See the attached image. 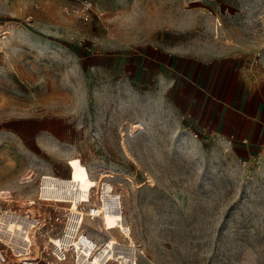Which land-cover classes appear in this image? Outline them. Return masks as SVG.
Here are the masks:
<instances>
[{"label": "rangeland", "instance_id": "obj_1", "mask_svg": "<svg viewBox=\"0 0 264 264\" xmlns=\"http://www.w3.org/2000/svg\"><path fill=\"white\" fill-rule=\"evenodd\" d=\"M153 47L264 75V0H0V264H264V152L118 70Z\"/></svg>", "mask_w": 264, "mask_h": 264}, {"label": "crops", "instance_id": "obj_2", "mask_svg": "<svg viewBox=\"0 0 264 264\" xmlns=\"http://www.w3.org/2000/svg\"><path fill=\"white\" fill-rule=\"evenodd\" d=\"M141 85L168 92L181 121L194 132L228 142L243 158L264 152V75L230 57L150 48L117 64Z\"/></svg>", "mask_w": 264, "mask_h": 264}, {"label": "built area", "instance_id": "obj_3", "mask_svg": "<svg viewBox=\"0 0 264 264\" xmlns=\"http://www.w3.org/2000/svg\"><path fill=\"white\" fill-rule=\"evenodd\" d=\"M87 5H89V3H88ZM4 215H5V214H4V212H3L2 216H4ZM0 263H1V261H0Z\"/></svg>", "mask_w": 264, "mask_h": 264}]
</instances>
